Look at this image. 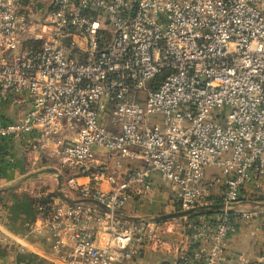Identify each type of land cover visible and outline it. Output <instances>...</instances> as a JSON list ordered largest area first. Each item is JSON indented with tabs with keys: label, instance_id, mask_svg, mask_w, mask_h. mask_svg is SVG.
I'll use <instances>...</instances> for the list:
<instances>
[{
	"label": "built area",
	"instance_id": "obj_1",
	"mask_svg": "<svg viewBox=\"0 0 264 264\" xmlns=\"http://www.w3.org/2000/svg\"><path fill=\"white\" fill-rule=\"evenodd\" d=\"M0 99L28 100L18 119L0 115V142L28 135L67 190L111 210L39 205L53 264H129L141 248L217 264L237 231L227 208L264 195V0H0ZM154 174L180 210L223 213L184 219L185 245L120 222Z\"/></svg>",
	"mask_w": 264,
	"mask_h": 264
},
{
	"label": "crops",
	"instance_id": "obj_2",
	"mask_svg": "<svg viewBox=\"0 0 264 264\" xmlns=\"http://www.w3.org/2000/svg\"><path fill=\"white\" fill-rule=\"evenodd\" d=\"M5 104L6 101L0 99V115L8 120L18 119L28 108L27 99L18 105L11 104L9 108L3 107ZM48 158L57 161L39 143L30 141L28 135L0 142V186L28 170L27 164L33 166ZM206 178L220 193L222 185L218 171L208 168ZM13 192L0 199V264H53L57 258L53 249L55 236L41 227L43 220L39 203L21 201ZM178 204L171 185L154 174L148 198H131L123 209V216L135 220L132 217L146 216L141 214L158 215L156 213L161 210L171 212ZM228 212L235 214V217H229L237 223V231L224 241L217 264H264V195L254 198L242 195L238 202L227 208ZM157 227L164 236L183 245L187 242L181 219L160 221ZM59 264L65 263L60 261ZM129 264H177V258L173 251L166 254L141 248Z\"/></svg>",
	"mask_w": 264,
	"mask_h": 264
},
{
	"label": "rangeland",
	"instance_id": "obj_3",
	"mask_svg": "<svg viewBox=\"0 0 264 264\" xmlns=\"http://www.w3.org/2000/svg\"><path fill=\"white\" fill-rule=\"evenodd\" d=\"M41 8V9H40ZM40 11H39V15L41 16L42 11L44 10L43 7H39ZM12 105L8 102H6L5 105H3V107L5 108H9ZM28 166V170L23 171L16 179L2 185H9L11 183H13L14 181H16L17 179L23 177L26 174L47 168V167H55L57 169L60 168V164L53 158H48L45 159V161H43L42 163H35L33 166L27 164ZM59 173H61L63 175V177H67V174L60 171V169L58 170ZM13 192V195H18L19 196V200L21 201H44L47 198H51L52 201H61V199L59 198L58 194H57V175L53 174V173H43L37 177L34 178H30L24 181H21L19 183H15L13 185L8 186L7 188L0 190V199L3 195H6V193H11ZM62 191L65 195L71 197V198H80V196L75 195L73 192L69 191L66 189L65 185L62 184ZM14 197V196H13ZM214 203H219V202H214ZM221 203V202H220ZM200 207V206H199ZM179 204L178 206H176L174 209L171 210V212H175V211H179ZM165 213H169L166 212L165 210H161L160 212L156 213V214H165ZM223 213V211H215L213 213L210 214H202V215H197L196 217H192L189 218L188 216L186 218L183 217H176L173 219H169L172 221H178L179 219H181L182 221H184V219L187 222H193V221H198L201 220L203 217L210 216V217H216L219 214ZM141 215H149L147 214H141ZM120 222L124 223L125 225L132 223L130 220L127 219H120L119 217L117 218ZM204 219V218H203ZM167 221V220H166Z\"/></svg>",
	"mask_w": 264,
	"mask_h": 264
},
{
	"label": "water",
	"instance_id": "obj_4",
	"mask_svg": "<svg viewBox=\"0 0 264 264\" xmlns=\"http://www.w3.org/2000/svg\"><path fill=\"white\" fill-rule=\"evenodd\" d=\"M43 173H53L57 175V194L59 196L60 199H62L65 202L68 203H89V204H93L99 208H101L103 211L110 213L111 210L105 206L104 204H102L101 202L95 200V199H89V198H71L67 195H65L62 191V184L64 181L63 175L61 173H59L58 169L55 167H47L29 174L24 175L23 177L17 179L16 181H14L13 183L9 184V185H5V186H0V190H3L5 188H7L10 185H13L15 183H19L21 181L30 179V178H34L37 177ZM225 209V204L224 203H213V204H209V205H203L197 208H192L189 210H179V211H175V212H169V213H165V214H158V215H146V216H138V217H132L133 219L137 220V221H145V222H160V221H164V220H169V219H173L176 217H183V216H189L191 214H195V215H202V214H210L213 213L215 211H223ZM116 213H119V211H116Z\"/></svg>",
	"mask_w": 264,
	"mask_h": 264
},
{
	"label": "trees",
	"instance_id": "obj_5",
	"mask_svg": "<svg viewBox=\"0 0 264 264\" xmlns=\"http://www.w3.org/2000/svg\"><path fill=\"white\" fill-rule=\"evenodd\" d=\"M52 201V199L51 198H47L46 200H44V201H37L38 203H39V205H42V206H44L45 208V210H47L48 209V204L50 203ZM228 215L230 216V217H235V214H233V212H228ZM116 216H117V218L119 217L120 219H126L124 216H122V215H120V214H116ZM197 215H195V214H191V215H189L188 217L189 218H192V217H196ZM127 220H130V219H127ZM130 221H134L135 222V220H130Z\"/></svg>",
	"mask_w": 264,
	"mask_h": 264
}]
</instances>
